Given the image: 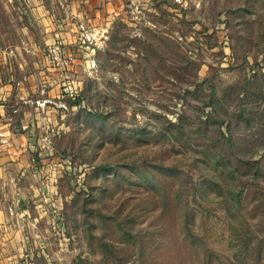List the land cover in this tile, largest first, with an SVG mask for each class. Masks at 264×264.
<instances>
[{"label": "rangeland", "instance_id": "1", "mask_svg": "<svg viewBox=\"0 0 264 264\" xmlns=\"http://www.w3.org/2000/svg\"><path fill=\"white\" fill-rule=\"evenodd\" d=\"M101 40L37 264H264V0H122Z\"/></svg>", "mask_w": 264, "mask_h": 264}, {"label": "crops", "instance_id": "2", "mask_svg": "<svg viewBox=\"0 0 264 264\" xmlns=\"http://www.w3.org/2000/svg\"><path fill=\"white\" fill-rule=\"evenodd\" d=\"M122 0H0V264H37V195L65 167L60 72L46 55L60 42L81 79ZM81 81V80H80ZM56 144V145H55ZM36 205V206H35Z\"/></svg>", "mask_w": 264, "mask_h": 264}, {"label": "built area", "instance_id": "3", "mask_svg": "<svg viewBox=\"0 0 264 264\" xmlns=\"http://www.w3.org/2000/svg\"><path fill=\"white\" fill-rule=\"evenodd\" d=\"M88 40L102 39V33L84 34ZM46 54L55 68L60 72L61 94L64 99H76L79 96L81 81L76 72L74 58L60 42L47 47ZM62 105H66L62 103Z\"/></svg>", "mask_w": 264, "mask_h": 264}, {"label": "trees", "instance_id": "4", "mask_svg": "<svg viewBox=\"0 0 264 264\" xmlns=\"http://www.w3.org/2000/svg\"><path fill=\"white\" fill-rule=\"evenodd\" d=\"M72 103H78L79 102V98L77 97L76 99H75V101H71Z\"/></svg>", "mask_w": 264, "mask_h": 264}, {"label": "water", "instance_id": "5", "mask_svg": "<svg viewBox=\"0 0 264 264\" xmlns=\"http://www.w3.org/2000/svg\"><path fill=\"white\" fill-rule=\"evenodd\" d=\"M78 97H79V100L81 101L82 100L81 95H79Z\"/></svg>", "mask_w": 264, "mask_h": 264}]
</instances>
